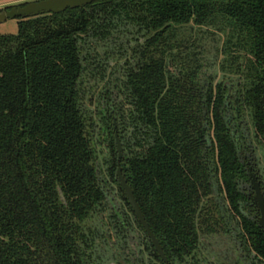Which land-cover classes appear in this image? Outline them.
I'll return each instance as SVG.
<instances>
[{
  "label": "trees",
  "instance_id": "trees-1",
  "mask_svg": "<svg viewBox=\"0 0 264 264\" xmlns=\"http://www.w3.org/2000/svg\"><path fill=\"white\" fill-rule=\"evenodd\" d=\"M116 132L168 264H225L213 236L264 264L242 188L252 140L264 159V0H107L0 35V264H165L116 179Z\"/></svg>",
  "mask_w": 264,
  "mask_h": 264
},
{
  "label": "water",
  "instance_id": "water-1",
  "mask_svg": "<svg viewBox=\"0 0 264 264\" xmlns=\"http://www.w3.org/2000/svg\"><path fill=\"white\" fill-rule=\"evenodd\" d=\"M107 1V0H40L32 3H28L24 6L13 7L10 10L0 11V24L5 23L7 20H14V19H30L39 17L42 15L48 14H62L66 12L68 9H80L84 8L88 5ZM115 131L117 129L116 123H114ZM116 138V150L118 154V168L116 172V179L124 191V194L128 200V203L135 214V217L142 225L143 229L145 230L148 238L150 239L155 251L161 258V260L168 264V259L160 245L158 239L152 232L149 224L147 223L144 214L137 203L135 198L134 192L130 185L128 184L127 180L125 179L121 167V162L124 158V151L121 140L119 138L118 133L115 134ZM249 180L251 182V187L254 193L252 197L253 204L257 207L259 211V218H258V225L264 232V191L261 185V182L258 181V178L255 174H249Z\"/></svg>",
  "mask_w": 264,
  "mask_h": 264
},
{
  "label": "rangeland",
  "instance_id": "rangeland-1",
  "mask_svg": "<svg viewBox=\"0 0 264 264\" xmlns=\"http://www.w3.org/2000/svg\"><path fill=\"white\" fill-rule=\"evenodd\" d=\"M18 22L19 20H7L5 23L0 24V35H16L18 33ZM213 45H215L211 40L208 42V49L209 52L207 54V60L208 63L211 65L209 69L207 70V73L209 75L211 74H217V81L221 79L220 73H219V63L223 59L222 55L217 56V53L215 49L213 48ZM110 65H113V62H111ZM119 71V70H118ZM115 76L117 79H123V70H120V73L115 72ZM101 78L94 79L91 77L90 74L86 75L84 78V85L86 88L94 87L92 90H90L95 96L97 97V94L99 92V88L103 85V83L100 80ZM237 80V77H234V80ZM120 101V98L118 99ZM86 106L89 110H94L95 106L90 105L89 103H86ZM253 148L252 153L246 152L244 154V161L246 162V168L248 171V176L251 173L255 174L258 178V181L261 182L263 191H264V159H263V148L260 147V145L257 144V141L252 140ZM112 192L111 197L115 200V205L121 206L123 204V200L120 196V194L117 192V189L115 186L112 185ZM242 188L253 197L254 193L251 187V182L249 180V183H245L242 185ZM132 242H137L136 235L132 231ZM204 243L206 244L207 249V256L211 260L212 263H225V264H235L237 261L238 253L240 252L234 242L228 240L227 238H224L222 236H213V237H207L203 238ZM141 249V247L136 246L137 252ZM109 264H116L115 262H110Z\"/></svg>",
  "mask_w": 264,
  "mask_h": 264
},
{
  "label": "crops",
  "instance_id": "crops-1",
  "mask_svg": "<svg viewBox=\"0 0 264 264\" xmlns=\"http://www.w3.org/2000/svg\"><path fill=\"white\" fill-rule=\"evenodd\" d=\"M40 0H0V11Z\"/></svg>",
  "mask_w": 264,
  "mask_h": 264
}]
</instances>
